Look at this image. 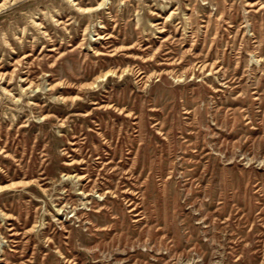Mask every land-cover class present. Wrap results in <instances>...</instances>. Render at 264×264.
I'll return each mask as SVG.
<instances>
[{"label":"rangeland","instance_id":"374dc122","mask_svg":"<svg viewBox=\"0 0 264 264\" xmlns=\"http://www.w3.org/2000/svg\"><path fill=\"white\" fill-rule=\"evenodd\" d=\"M0 264H264V0H0Z\"/></svg>","mask_w":264,"mask_h":264},{"label":"bare ground","instance_id":"6f19581e","mask_svg":"<svg viewBox=\"0 0 264 264\" xmlns=\"http://www.w3.org/2000/svg\"><path fill=\"white\" fill-rule=\"evenodd\" d=\"M5 3H6V2H4L1 6H5ZM79 10H80V9H79ZM85 10H86V9H85ZM94 85H95V84H94Z\"/></svg>","mask_w":264,"mask_h":264}]
</instances>
